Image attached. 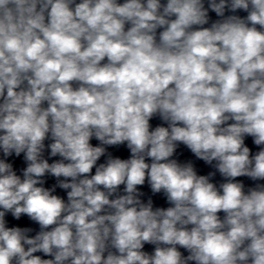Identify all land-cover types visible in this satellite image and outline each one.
<instances>
[{"label":"clouds","instance_id":"9594fccd","mask_svg":"<svg viewBox=\"0 0 264 264\" xmlns=\"http://www.w3.org/2000/svg\"><path fill=\"white\" fill-rule=\"evenodd\" d=\"M0 264H264V0H0Z\"/></svg>","mask_w":264,"mask_h":264}]
</instances>
